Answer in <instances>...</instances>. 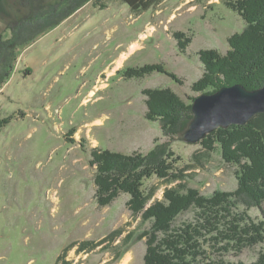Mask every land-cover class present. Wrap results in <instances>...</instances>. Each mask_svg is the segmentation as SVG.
<instances>
[{"label":"rangeland","instance_id":"rangeland-1","mask_svg":"<svg viewBox=\"0 0 264 264\" xmlns=\"http://www.w3.org/2000/svg\"><path fill=\"white\" fill-rule=\"evenodd\" d=\"M227 1L234 0H165L133 12L120 0H90L19 49L14 70L0 84V119H8L0 125V264H144L142 233L151 223L132 213L128 193L99 204L91 150L147 153L156 140H170L160 120L146 118L144 90L169 87L186 101L202 94L191 88L204 71L199 50L228 52V38L246 26ZM178 31L192 38L184 52ZM150 64L183 83L158 71L125 73ZM200 141L187 142L182 134L172 140L182 159L176 167L187 177L147 179L144 189H156L148 206L179 183L206 196L237 189L239 166L225 162L220 145L204 154ZM248 212L263 219L258 207ZM195 216L189 209L176 225ZM86 240L94 246L82 251L78 243ZM263 249L260 243L223 257L250 264Z\"/></svg>","mask_w":264,"mask_h":264},{"label":"trees","instance_id":"trees-1","mask_svg":"<svg viewBox=\"0 0 264 264\" xmlns=\"http://www.w3.org/2000/svg\"><path fill=\"white\" fill-rule=\"evenodd\" d=\"M88 1L0 0V84L14 70L21 47L59 25ZM120 1L133 12H144L165 0ZM227 4L245 20L246 26L228 38V52L199 50L204 71L191 86L196 92L213 94L222 87L239 83L250 90L264 86V0H234ZM174 36L180 49L186 51L192 38L183 31L175 32ZM154 71L183 83L161 64L132 68L125 73L128 77H143ZM144 93L148 97L146 118L160 120L162 132L170 140H156L147 153L125 154L93 148L91 164L95 165L97 201L102 206L108 205L121 192L128 193L132 213L140 215L144 222L150 221V227L142 233L147 244L144 264H243L223 256L264 243V113L256 114L245 125L220 127L200 141L204 154H210L216 144L220 145L225 162L239 166L236 190H219L206 196L179 183L165 190L163 200H154L148 206L156 189L151 187L149 192L144 189L147 179L156 175L163 180L183 181L187 177L184 167H176L182 159L173 150L172 140L183 134L192 120L196 97L186 101L169 87L149 88ZM7 121L0 119V125ZM192 157L202 164V155L194 153ZM252 207L262 211L263 219L258 221L251 216L248 211ZM192 208L196 210L194 220L176 225L177 218ZM112 237L113 233L101 243ZM78 244L82 251L94 246L88 240ZM66 257L67 253L60 258L64 261ZM250 264H264V249Z\"/></svg>","mask_w":264,"mask_h":264},{"label":"water","instance_id":"water-1","mask_svg":"<svg viewBox=\"0 0 264 264\" xmlns=\"http://www.w3.org/2000/svg\"><path fill=\"white\" fill-rule=\"evenodd\" d=\"M193 118L182 137L199 142L220 127L245 125L258 113H264V86L247 89L242 84L225 86L212 93H202L193 101Z\"/></svg>","mask_w":264,"mask_h":264}]
</instances>
